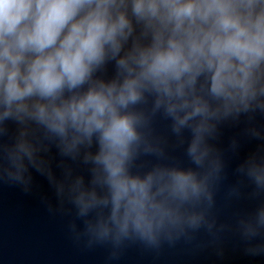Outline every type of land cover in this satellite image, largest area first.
<instances>
[{
    "label": "clouds",
    "instance_id": "9594fccd",
    "mask_svg": "<svg viewBox=\"0 0 264 264\" xmlns=\"http://www.w3.org/2000/svg\"><path fill=\"white\" fill-rule=\"evenodd\" d=\"M37 176L109 264L229 235L264 258V0H0V182Z\"/></svg>",
    "mask_w": 264,
    "mask_h": 264
},
{
    "label": "water",
    "instance_id": "95a60500",
    "mask_svg": "<svg viewBox=\"0 0 264 264\" xmlns=\"http://www.w3.org/2000/svg\"><path fill=\"white\" fill-rule=\"evenodd\" d=\"M234 131L224 129L220 143L226 144ZM173 151L179 153L178 148ZM243 151L246 148L241 154ZM44 195L55 204L52 190L39 176L29 193L0 182V264H109L105 247L85 248L72 240L66 229L71 214L66 210L50 212L41 199ZM247 203L226 204L221 195L220 214L226 218L235 207ZM223 247V253L218 254L214 246L197 247L195 242L180 241L159 251L131 244L110 264H264V258L245 255L230 235Z\"/></svg>",
    "mask_w": 264,
    "mask_h": 264
}]
</instances>
